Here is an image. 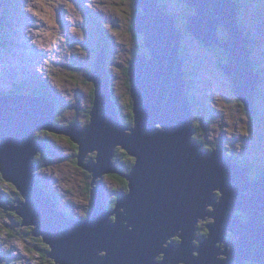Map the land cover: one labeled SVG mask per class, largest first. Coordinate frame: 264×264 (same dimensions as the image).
I'll use <instances>...</instances> for the list:
<instances>
[{"label": "water", "instance_id": "1", "mask_svg": "<svg viewBox=\"0 0 264 264\" xmlns=\"http://www.w3.org/2000/svg\"><path fill=\"white\" fill-rule=\"evenodd\" d=\"M187 1L194 4L198 13L191 16L186 28L195 36L202 34V29H209L215 43L219 20L224 23L227 19V28L231 27L233 37L225 49L232 64L225 68L229 69L227 72L235 83L236 94L254 113L251 107L255 86L251 81L252 67L246 59L250 51L247 44L252 41L245 39L243 31L238 29L235 3L231 0ZM136 4L142 6L145 14L137 13L135 31L145 33L152 57L147 60L135 56L130 62L136 115V125L130 134L110 98L104 47L98 52L97 61L94 60L96 63L89 79L97 88L91 123L82 129L76 122L63 128L54 127L55 101L49 98H33L17 92H5L0 96V170L26 198L25 203L18 201V213L24 218V225H36L33 235L42 236L51 246L48 255L57 264H178L182 258L186 264H231L233 257L240 264L243 259L264 264V213L259 214L264 211V173L258 181H250L243 174L244 183H238L236 171H227V162H221L217 146L210 155L197 153L196 159L202 162L201 172L197 171L198 163L191 156L188 141L191 137L189 126L191 133L196 128L192 125L191 103L182 79L183 61L178 52L181 31L172 26V17L163 13L157 0H136ZM242 79L246 86H243ZM167 81H171V86ZM158 82H164L160 93L155 91ZM42 87L52 93L46 82ZM39 129L70 135L79 144L83 166L80 162L79 165L93 171L91 183L96 184L91 194L94 208L88 212L92 215L90 218H67L63 210L54 208L59 201L51 200L47 192L36 188L38 181L33 180L32 171L37 164L31 162H34L37 150L45 151L46 146L42 141H35V132ZM115 145L127 149L138 159V164L129 176L131 193L113 211L117 220L108 222L113 212L105 211L97 199L99 180L95 181V178L116 171L111 163ZM92 150H98L97 163H83L87 152ZM215 158L217 162H214ZM233 167L240 173L250 171L246 167L237 169L236 164ZM252 187L256 188V191L249 192L252 195L245 193ZM215 189L222 192L221 198L213 193ZM6 201L0 202V206ZM205 203L214 207L215 222L209 225V237L195 248L191 246V240L196 218L211 216V212L204 211ZM120 208L125 211H119ZM238 209L249 215V221L233 215ZM124 221L128 223L124 224ZM129 226H132L131 230ZM180 229L181 244L162 246ZM225 230L234 231V236L241 239L237 243L226 241L223 237ZM219 241H224L225 250L221 251L220 246L216 248L215 243ZM231 243L232 250L228 251L227 246ZM192 251L199 252V255L194 257ZM159 253H164L165 258L155 263L153 259ZM220 254L227 258L216 257Z\"/></svg>", "mask_w": 264, "mask_h": 264}, {"label": "rangeland", "instance_id": "2", "mask_svg": "<svg viewBox=\"0 0 264 264\" xmlns=\"http://www.w3.org/2000/svg\"><path fill=\"white\" fill-rule=\"evenodd\" d=\"M89 1L92 2V4H96L100 9L104 10L106 14L109 15L108 17L111 24L113 25V27H115L114 42L109 38V43L112 53L115 48H117V52L112 56L113 63L110 66L112 67L113 73L116 75L115 84L118 86V93H125L127 89L124 84L125 76H123V73L120 69H124L129 64V61L133 60L131 51L134 49V33L131 32L130 24H132L133 18L135 20V18L137 17V13L140 12L135 13L136 10L133 11V4L132 2H129V0ZM248 1L251 10L255 13H260L259 15H261L264 11V6H261L259 4L260 2L258 3V0ZM22 2L24 3V6L27 10L25 12V19L23 23H15L17 27H21L25 32H36L39 37L38 40L50 45L51 50H55L56 53L64 51V53L69 52L71 54L72 52H74L78 54L81 58L80 63L83 64L85 68L89 66V62L91 63L93 54L89 55L84 45L94 44L95 39L88 33L87 29L81 28V26L83 25L84 16L80 13V9L77 6V0H24ZM164 2H166V0H164ZM15 16L17 17V19H19V14L17 11H15ZM216 17H219V15ZM220 25L223 26L221 20H219L217 27H220ZM104 29L107 31V33L109 32V26H106ZM0 33L1 36H3V32L1 29ZM142 33L145 34L144 32ZM67 36L76 37L77 42L74 44V50L70 49L67 46ZM6 44V41H2V45L4 47H6ZM11 47L15 56H4L2 57L3 60H11L12 58L15 63V57L22 56L25 58V66H21L22 71L29 73L33 69L41 72L45 70V67L41 65V60L37 57H35L34 60H38V64L33 66L32 59L35 54H31V52H27L25 55L21 54L22 51L20 47L17 46L14 41L11 43ZM99 52H101V50ZM62 55L63 54L61 53L58 55L55 53H51V57L56 62H59L60 64H72L70 60L71 56H69V58L66 60L62 58ZM209 62L210 60H205V58L201 55H199L198 57H194L191 62L194 71L197 70L196 81L191 86V90L189 92L190 95L196 98L199 104L198 109L195 111V117L196 115L197 118L200 119L206 117L211 123L206 132L202 131L201 135L206 137V139L211 142V146H214L212 151L216 150V146L217 149L223 147L224 149L234 150L235 154L240 159H244L246 157L252 159V157L258 153L256 142L252 137L253 135L256 136L255 132H259L258 129L255 128V121L251 120L250 116L246 114V112L241 110L239 104L236 101H229L234 96L233 94L231 95L229 93L230 88L228 85V81H226V83L222 78L220 72L214 71V68L217 65L214 62ZM1 63L5 64L4 61H1ZM257 64L264 70V55L260 52L258 53ZM57 69V71L52 69V76H50L49 79L52 81V86L57 88V94L59 98L64 101L62 102V105H66V100H69V103L72 105V107L64 115L63 112H60L59 115L63 116H58V120L53 123L54 127H67L73 122H76V125L77 123H80L81 125L86 126L88 121L85 115V111H92L93 107V100L90 96L92 83L90 81L88 83H83L84 78L86 77L73 67H65V65H63L62 67L59 66ZM58 73H60L59 78H57L55 75ZM42 76L44 75L42 74ZM113 77L115 76L111 74V78ZM231 92H233V90H231ZM78 101L84 109V112L81 111L80 113H77V108H81V106L78 104ZM64 110L66 109H64L63 107L60 108V111ZM256 123L262 126V124H260L259 122ZM129 127L126 131L131 133V128H134V126L130 128ZM43 131V134L42 131H40L41 136H47L45 134L46 131ZM195 134L197 135V131L194 129L192 136L195 139L199 140L197 137H195ZM58 142L59 144L63 145V148L65 149L63 152L66 155H70L72 152L70 143H68V141L66 140H59ZM262 143L264 145L263 137ZM116 146L120 147L121 145H115V147ZM94 152L98 153V150L87 152L83 163L92 161L89 158V155H95ZM62 160L63 159L58 158H48L47 160H44V158H41L38 160V162H36L39 165L38 169L32 171V173H36L37 175H39L43 184L48 189L57 188L61 191L67 201V205L63 204V207L68 212H76L77 214H82L81 211H85V207L90 203V198L87 191L85 190V184L83 182L85 180V173L82 169L85 168L77 164H67V162H69L68 160ZM94 163H97V159H95ZM104 175L107 176L104 179L108 181L109 187L107 198H110L112 197L110 191L118 189L119 186L114 177H108L107 173H104ZM99 179L96 178V181H98ZM234 190H237V188H234ZM215 192L220 191L219 189H215L213 190V193ZM222 195V193L219 195L220 198L222 197ZM17 200L21 201L19 199ZM16 205L18 206V202L16 203ZM204 205H207L204 208L205 213H212L214 211V207L212 205H208V203ZM122 210L124 211V209ZM263 213L264 211H259V214L263 215ZM233 215L236 216L235 213H233ZM214 216L211 215L207 219L198 216L200 218V221L203 223L202 227L199 229V233H204V228L206 230V228L210 224L215 222V220L213 219ZM9 221V219H6L0 214V229L2 230V233H0V237L3 239H5V237L7 236L3 225L4 223H8ZM127 223V221H124V224ZM130 228H132V226H130ZM227 232L231 231L225 230L224 239L226 241L232 240L234 243H237V241L241 239V237L239 236H237L236 238V236H234V233L232 234ZM199 233L198 231H194L193 238L201 239L202 235ZM177 237V234L174 233L173 236H170L168 237V239H166V241L168 242L166 243L165 241L162 246H168V243H173L174 245L181 244L182 239L180 237ZM2 242L5 245V249H9L12 251L13 256H16L19 253L23 254V258L13 260L11 264L42 263V259L40 258V256L31 252L28 253L26 247L20 240L13 242H10V240H2ZM231 244L233 245V243ZM14 245L18 247V250L13 251V247L14 249H17ZM216 246L217 248L220 246L221 251L226 249V247H224V241L216 242ZM194 247L199 248L200 244L197 242ZM229 248L230 247L228 246V250ZM230 250H232V248H230ZM198 255L199 252L196 256ZM216 257L221 259L227 258V256L224 254L217 255ZM164 258L165 254L159 253V255L155 256L153 260L156 263H160L164 260ZM233 259L234 261L237 260L235 257H233ZM242 261V264H249L247 263L249 261L248 259H243ZM255 262L262 264V262ZM233 264H240V262L235 261Z\"/></svg>", "mask_w": 264, "mask_h": 264}, {"label": "trees", "instance_id": "3", "mask_svg": "<svg viewBox=\"0 0 264 264\" xmlns=\"http://www.w3.org/2000/svg\"><path fill=\"white\" fill-rule=\"evenodd\" d=\"M135 1V3H134ZM233 2H242L245 6H250V4L247 1H243V0H232ZM129 2H132V8L133 11L137 10V4H136V0H129ZM4 3L6 4V1L4 0ZM14 6V5H12ZM161 6V4H160ZM178 6L181 10V15L180 16L178 13H174V16H176L182 26H183V31L186 33V36L188 35L190 37V43H191V47L194 51V55L195 57H198L199 55L203 56L205 58V60H210L209 63L214 62L217 66L214 68V71L216 72H220L222 78L224 79V81H228V85H229V93L234 97H232L229 101H236L241 110H243L244 112H246V114H248L250 116V119L255 121V127L258 129L259 132H255L256 136L253 135L252 137L254 138V141L256 142V147L258 150V153L255 154L252 159L249 158H244V159H240L239 157L235 156L234 153H232L229 149H225L226 150V154L228 155L229 158H235V160H238L240 164H242L243 166H251L254 168V172L252 173V180L257 181L259 179V177L261 176V173L264 172V145L262 143V137L264 138V72L262 70V68H260L257 64V56L256 53L259 52V50H261L262 48H264V35H259V34H255L254 31L252 30H247V28L244 26V24H241L242 29L246 30L245 33H243V36L246 37L245 39H250L252 41L251 44H247V48L249 50H252V55L250 57V61H251V67H252V75L253 77H258L260 79H262L259 85H257V88L255 89V95H254V103H253V110H255V114L253 113V111L248 110L247 107V103L243 100H241V98L238 97V95L236 94V86L232 80L231 75L227 72L229 71V69L225 68V66H228L230 64H232L231 59L229 58L228 55V51L225 49V46L227 45V43H229L231 41L228 31L220 25V27H218L217 30H215V40L216 42L214 43L213 41V37L211 36L210 30L208 29V31H206L205 29H202L200 33L202 34H198L197 36L193 35V33L186 31V28L188 26L189 20L191 18V16L193 15V11L195 10L190 3L187 0H179L178 1ZM162 7V6H161ZM2 8V7H1ZM143 11V9H141ZM136 13V11H135ZM256 20L260 21L261 20V15H259V13H257V15L255 16ZM95 28V33H90V35H94L97 41V45L96 46H92L91 48L86 50L88 51V53L93 54L94 59L97 58V54L100 50H102L103 46L108 50V52H111V47H110V43H109V37L107 36V31L104 29V26L101 23H97L94 25ZM130 29L131 32H133V36H134V49L131 51L133 57H139L142 54H145V57L147 59L152 57L151 52L149 51V48L147 46L146 40L144 38V36H142L141 34H137L135 31V22H134V18L132 20V24H130ZM115 29L114 27L112 28L111 32H114ZM205 33H207L205 35ZM209 39V42L208 40ZM77 42V39L75 36L71 37V39L69 40V46L70 49L74 50L75 47V43ZM208 42V44H207ZM248 42V41H247ZM246 43V42H245ZM3 46L0 44V48H2ZM187 54L185 53L184 57V62H186L187 60ZM110 59V56L108 57ZM252 58L254 60V62L252 61ZM97 61V60H96ZM95 61V63H96ZM132 60L129 61V64L123 69L121 68L120 70L123 73V76H125V86L127 87L126 92L125 93H118V86L115 84V80L113 82L110 83V88H111V100L112 103H114L118 116L119 117H123V124L127 125V126H134L136 125V115H135V100L133 98V92H132V82L130 80L131 75H130V71H131V62ZM81 61L78 59V62L74 61L72 62V67L74 69H76L78 72H80L82 75H84L86 78H84L83 83H88L90 80V77L92 76V71L94 69V60L92 61L91 65L87 68H85V66L83 64L80 63ZM256 68H255V65ZM211 69V68H210ZM213 69V68H212ZM100 72V71H99ZM102 73V72H101ZM192 71L188 70L184 75H183V81L186 84L187 81H189L190 78V84L193 83L192 80ZM92 83V88L90 90V96L93 100V107L95 105V100H96V96H97V88L96 85L94 84L93 81H90ZM159 83V86L157 85L155 87V91L156 93H160L161 92V86L164 82ZM167 83L171 86V81H167ZM227 83V82H226ZM178 86L181 87V85L178 83ZM189 87V86H188ZM185 89H187V86H185ZM17 90H19V92L21 94H27L30 95L33 98H40V97H47L55 102L58 101V98L56 95L50 93L47 89H42V88H18ZM231 90H233V92H231ZM45 95V96H44ZM155 97V95L153 96ZM152 97V99H153ZM191 103L194 104L193 107H191V111L195 112L198 107V101L196 100V98L194 96H191ZM151 104L153 106H155L154 102L152 101ZM150 104V105H151ZM180 105V103H179ZM55 106H59L61 108L62 106V102H58ZM156 107V106H155ZM63 108H68L67 105H63ZM184 108L186 109L187 106L184 105ZM84 112V111H83ZM196 114V112H195ZM85 115L87 118L88 123L90 124L91 122V111H85ZM58 119V117H55V121ZM205 122L206 127L208 128L209 125L211 124L208 121V118H204V119H200L194 116V118L192 119V125L193 127L197 128V135L195 134V137H197L204 145V147L206 149L212 150L214 148V146H211L212 144L206 139V137L201 135L202 131L206 132V129L204 127L203 121ZM256 122H259L261 125H258ZM261 132H260V129ZM40 131H38L36 133V137L38 138L40 135ZM254 134V133H253ZM62 137L66 140L69 141L70 145H71V149L72 152L70 154V157L68 158L67 164L70 165H80L81 164V160H80V152H81V148L79 146V144L77 142H75L71 137L66 136L65 134L62 135ZM112 152H113V157H112V162L115 164V172H111L109 174H107L109 177H114L116 182L118 183V190H120L119 193H121L120 195H117L116 193L113 194L112 196V201L111 198H107V194H106V190L104 188L99 189L101 190V192H96V197L97 199L99 198L101 206L104 208L105 211L108 212H113L114 210H116V208L118 207V203L124 199V197L126 195H129L131 193V179L129 178L130 174H133V172L135 171L134 167L138 164V159L135 156L130 155V152L123 148V147H117L116 149L112 148ZM44 158V160L50 158H58V154L55 150H53V148L50 146L49 149L46 152H39L37 151L36 155H35V161L38 162L39 159ZM89 158L92 160L97 159V153H95V155L90 154ZM253 161V162H252ZM256 162V164L254 163ZM83 166V165H82ZM134 169V170H133ZM83 172L85 173V180L83 181L85 184V190L88 193L89 198L91 197V194L93 192V185H92V179L94 178V174L91 173L89 170L82 169ZM90 172V174H89ZM34 180V179H33ZM38 183H36V188L41 189V187L43 188L44 191H48L54 200L58 201V191H54L52 189H48L47 187H45L44 185H42L40 182V179H37ZM35 182V181H34ZM9 187V188H8ZM0 189H2L5 193L8 194V199H10L11 201H14V198H19L22 199V195L20 193L19 190H17L14 186V184H12L11 182H7V180L4 178L3 174L1 173L0 170ZM9 190V192H7V190ZM117 191V189L115 190ZM1 193V190H0ZM222 192L220 191L219 193H217V195L221 194ZM123 194V195H122ZM90 203H91V199ZM126 202V200H125ZM1 207V206H0ZM0 214L2 216H4L6 219L10 220V224L5 227V230L8 232V236H21L18 237L20 239H22L24 241V243L26 245H30L29 251L31 253L37 254L40 257H42V263L40 264H57L54 260H52L53 258H51L48 253L50 252L51 246L47 243H45L44 238L40 237V238H36L33 236V232L35 231L33 227L31 226H27L24 225V218H22L20 216V214L15 211V210H8V211H4L3 209H1ZM237 214L243 216L242 218H244L246 221L249 220V215L245 212V211H237ZM68 216H72L71 214L67 213ZM88 217L90 218L92 215L91 214H87ZM77 215H74L73 218H76ZM78 218V217H77ZM110 220L111 221H116L117 220V215L115 214V212L110 214ZM14 221L19 224L20 226H22L21 228H15L12 227L11 225L14 223ZM203 223L199 222L197 224V228H198V233H199V229L202 227ZM19 231V232H18ZM207 231V234L205 233H199L201 234L203 237L209 236L210 234V229H206L204 228V232ZM13 235H12V234ZM231 233H235L234 231H231ZM231 234V235H232ZM237 238V237H236ZM32 244V246H31ZM37 250V251H36ZM195 254H197V252H195ZM0 255L6 257L3 258L4 261H2V264H11V262L13 260H15L13 258V256L9 253V252H1L0 251ZM2 256V257H3ZM234 262V260H233ZM247 263L249 264H259L255 261H251L249 260ZM179 264H183V263H179ZM185 264V263H184Z\"/></svg>", "mask_w": 264, "mask_h": 264}, {"label": "clouds", "instance_id": "4", "mask_svg": "<svg viewBox=\"0 0 264 264\" xmlns=\"http://www.w3.org/2000/svg\"><path fill=\"white\" fill-rule=\"evenodd\" d=\"M5 1H6V4L4 3V0H0V29L3 32V36H1V33H0V44L2 45V41H6L7 42L6 45H7L8 48L4 47L3 45H2L3 47L0 48V96H2L5 92H10V93H16L17 92L19 95L25 96L27 94H21L19 92V90H17V89L18 88H22V89H24V88H33V89L34 88H42L43 89L42 85H43V83L46 82L47 86L51 89L52 93L57 96V98L60 100V102H64V101L61 100V98H59V96L57 94V88L52 86L53 84H52V81L49 79V77L52 76V69L57 71L58 70L57 68L59 66L62 67L63 65H65V67H72V64H70V65H68V64H60L59 62H56L51 57V54H50L45 60H41V65L43 67H45V70L43 72L37 71L36 69H33L29 73H26V72L22 71V68H21V66H25V63H24L25 58L24 57H20L19 60L16 61V63H14L13 59L6 60V61L2 59V56L4 55L5 52L8 55H10L11 57L15 56L13 54V49L11 47V43L13 41L15 42V44L17 46L20 47L23 55H25L27 52H31V54L32 53L35 54L33 56V59H32L33 66L38 64V60H34L35 57L40 59L39 58V54L40 53L51 51L49 46L46 43H42V42H40L38 40L39 37H38L36 32H32V31L25 32L21 27H17L15 25V23L22 24L24 19H25V12H26L27 9L24 6V3L22 2L24 0H5ZM178 1L179 0H166V2H164V0H157V5H158L159 8L162 9L163 13H165V14H167V15L172 17V19H173L172 26L175 29L181 31V35L179 36V44L180 45L178 47V52L182 56V61H183V63L181 64V69L183 71V75L188 70L192 71V73H193L192 80H193V83H194L196 81L197 70L194 71L192 63H191L192 59L195 57V55H194V51H193V49L191 47L190 37L188 35L186 36V33L183 31V26H182L180 20L176 16H174V13H178L180 16H182L180 14L181 10H180V8L178 6ZM245 1H247L249 3L248 0H245ZM134 3H135V1H134ZM234 3H235V7H236L235 19H236V22L238 23V29L242 30L243 31L242 33H245L246 30L242 29V26H241V24H244V26L247 28V30H252V31H254L255 34H258L259 26H258V23H257V21L255 19V16H256V14H254L255 12L253 13L252 11L248 10L247 8H250V6H245L242 2H234ZM160 4H161L162 7L160 6ZM12 5H14V7ZM77 6L80 9L81 15L84 16L83 25L81 26L82 29H87L88 33L90 34L92 32L95 33L94 25L96 24V22L97 23L98 22L101 23L104 26V28L106 26H109V32L107 33V36L114 42V37H115L114 36V32H111L112 28H113V25L111 24V22L109 20V17H108L109 15H107L104 10L100 9L96 4H92V2H90L89 0H80V1L77 0ZM191 6L195 9L193 11V15L192 16L198 15L197 10L194 7V4H192ZM242 6L246 7V8H243ZM141 9H143L142 6L137 7L136 12H140L141 11V12H143L145 14V11L144 10L142 11ZM15 11L18 12L19 19H17V17L15 16ZM211 11H214V8H211ZM218 15L219 14H216V16H218ZM114 29H115V27H114ZM217 29H218V27H217ZM136 33L140 34L138 32H136ZM141 35L144 36V38H145L144 34H141ZM91 36L94 37L95 43L91 44V45H87V44L84 45L87 49L91 48L92 46H96L97 45V41H96L95 36L94 35H91ZM251 43L252 42H250V44ZM67 46L70 48L68 43H67ZM104 50H105L106 57H107V70H106V73L108 75V82H109V88H110V83L113 82L116 79V75L113 73L112 67L110 65L113 63L112 62V56L116 54L117 48L114 49L113 53H112V51L108 52V50L105 47H104ZM52 53H55L57 55L61 53V54H63L62 58L66 59V60L69 58V56H71V58H70L71 63L74 62V61L78 62V59L81 61L80 56L78 54L74 53V52H72L71 54L69 52L68 53H64V51L56 53L55 50H53ZM185 53L188 55L186 62H184ZM90 54L91 53H89V55ZM100 55H102V53H100ZM251 55H252V50L249 51V54H248V56L246 58L250 62V66H251V61H250ZM109 56H110V59L108 58ZM140 56L141 57H145V54H142ZM150 59L151 58H149L147 60H150ZM93 60H95L94 57H92L91 63H92ZM96 60H97V58H96ZM1 61H4L5 64L1 63ZM252 61L254 62L253 58H252ZM91 63L89 62V66L91 65ZM255 67H256V65H255ZM42 74L44 76H42ZM111 74H113V76H115V77L111 78ZM55 75H56L57 78L60 77V73L55 74ZM183 75H182V77H183ZM193 83L190 84V78H189V81H187V83H186V86H187V89H188V90H186V95H187L190 103H191V96L192 95H190L189 92L191 90V86L193 85ZM110 92H111V88H110ZM44 98H47V97L45 96ZM110 98H111V95H110ZM66 103H67L66 105L68 106V108H64L66 110L60 111V107L59 106H55L57 103L53 102V107L55 108L54 116H53L54 122H55V117L63 116L72 107V105L69 103V100H66ZM78 104H79V101H78ZM193 106H194V104L191 103L190 108L193 107ZM61 107H63V105ZM81 111H84L82 106H81V108L80 107L77 108V113H80ZM60 112H63V115H59ZM191 114H192V117H191V121H192V119L195 116V112L191 111ZM158 115H160V111H158ZM119 119H120L121 123L123 124L122 121L124 119V116L122 118L119 117ZM202 121L204 122V120H202ZM77 125L79 126L80 129L85 127L84 125H81L80 123H77ZM87 125H89V124H87ZM123 125H125V124H123ZM125 126H127V125H125ZM127 127H129V126H127ZM43 130L46 131L45 134L47 136H45V137L41 136V133H40L38 138L35 137V141H42L46 145L45 146V151H42V150H37V151L46 152L49 149V147L51 146L57 152L58 159L68 160L70 155H66L63 152L65 149L63 148V145L59 144V142H58L59 140H66V139H64L62 137V135H64V133H56L54 131H48V129H41V130H37L35 132V134L38 131H42V134H43L44 133ZM128 134H130V133L128 132ZM66 136L70 137V135H66ZM66 141H68V140H66ZM68 143H69V141H68ZM117 147H119V146L114 147V149H116ZM121 147H122V145H121ZM94 153H97V152H94ZM97 155H98V153H97ZM84 160H85V158H84ZM84 160H83V162H84ZM92 161L95 162V160H92ZM31 163L36 164V161L34 160V162H31ZM111 163H113L112 162V158H111ZM114 166H115V164H114ZM91 172H93V171H91ZM32 174H33V176H32L33 179H36V180L40 179L41 180V177L39 175H37L36 173H32ZM105 177H107V176L103 175L101 177H97L98 179L101 178V179H99L100 183H99V185H97V187L99 189H101V190H102V188H104L107 191L106 192V194H107L108 191H109V187H108V181L104 179ZM248 180H249V177H248ZM95 181H96V178H95ZM7 182L8 183L11 182L12 184H14L15 188L17 190H19L17 188L16 184L13 181L7 180ZM36 183H38V182H36ZM40 183L42 185H44L42 180H41ZM93 186H96V184H93ZM41 189L43 190L42 187H41ZM0 190H1L0 202L4 201L5 199L8 200V194L5 193L2 189H0ZM9 190L10 189H8L7 192H9ZM52 190L58 191V201H59V203H56L54 205L55 210L56 211H59V209L63 210L65 212V216L67 218L71 219V218H73L74 215H77L78 218L76 217L75 219L84 220V219L87 218V216H88L87 214L91 210V208H94L93 203L91 202L90 206L87 207V209L85 211H81L82 214H77L76 212H71L70 213L63 207V204L67 205V201H66V198L61 193V191L59 189H57V188H52ZM101 190H99V192H101ZM93 191H94V189H93ZM43 192H47L49 194L51 200L55 201L53 199L52 195L48 191H44L43 190ZM110 192H111L112 196L115 193L117 195L121 194V193H119L120 190H118V189H117V191H115V189H114L113 191H110ZM245 192L248 194L249 192H253V190L251 188H249L248 191H245ZM215 193L217 194L219 192H215ZM249 194L252 195V193H249ZM21 195H22V193H21ZM219 195H218V197H220ZM110 198H111V201H112V197H110ZM90 199H91V197H90ZM20 200H21L20 202H23V203L26 202V198L23 195H22V199H20ZM217 201H219V200H217ZM123 208H125V207H123ZM123 208H120L119 211L122 210ZM237 211H241V210H239V209L236 210L235 211V215L238 218L239 217H243V216L237 214ZM67 213L71 214L72 216L71 217L68 216ZM108 222H111L110 216L108 217ZM199 222H201V221H200V218L197 216V221H196V224H194L193 232L194 231H198L197 224ZM9 224H10V221L8 223H4L3 227L5 228L6 225L8 226ZM263 224H264V222H263ZM11 226L16 228V225L14 223ZM27 226H31L34 229L36 228V225H33V224H28ZM21 227L22 226H19V228H21ZM128 228L130 230L132 229V228H130V226ZM206 229H209V226ZM5 232L7 233V236L5 237V239L0 237V251L1 252H9L12 255V251L11 250L5 249V245L3 244L2 240H4V241L5 240L6 241L10 240V242L20 240L24 244V246L26 247L28 253H30L29 248H28V247H30V245H26L24 243V241L22 239L18 238V237H14V236L10 237V236H8V232L6 230H5ZM0 233H2L1 229H0ZM227 233H231V232H227ZM33 236L36 237V238L42 237V236H36V235H33ZM208 237L209 236H206V237L202 236L201 239L193 238L192 241H191V246L194 247V245H196L197 242L200 244L201 242L205 241V239H207ZM31 246H32V244H31ZM215 246H216V243H215ZM231 246H233V245H231ZM216 248H217V246H216ZM50 251H51V249H50ZM195 252H197V251H192V254H193L194 257L197 255V254H195ZM20 256H22V257H20ZM3 258H6V257L3 256L2 259ZM13 258L14 259L23 258V254L19 253L16 256H13ZM40 258L42 259V257H40ZM168 258H170V257L168 256ZM182 259L185 260V258H182ZM219 259H221V258H219ZM180 260L178 261V264H179ZM3 261H4V259H3ZM233 263H231V264H233ZM0 264H2V261L0 262ZM185 264H186V262H185Z\"/></svg>", "mask_w": 264, "mask_h": 264}, {"label": "flooded vegetation", "instance_id": "5", "mask_svg": "<svg viewBox=\"0 0 264 264\" xmlns=\"http://www.w3.org/2000/svg\"><path fill=\"white\" fill-rule=\"evenodd\" d=\"M4 56H5V57H11V56L8 55L6 52L4 53V55H3L2 57H4ZM11 59H12V58H11ZM242 81H243V86H246V85H245V84H246V81H244L243 79H242ZM251 81L253 82V79H251ZM234 84H235V83H234ZM253 86H255L254 82H253ZM255 89H256V86H255ZM254 95H255V94H254ZM253 107H254V106L252 105L251 109H253ZM254 111H255V110H254ZM254 114H255V112H254ZM204 127H205V129L207 130V128H206L205 125H204ZM188 134L191 136L190 139H188V141H189L190 153H191V156H192L193 160H195V162L198 163L197 171L200 173L201 170H202V162H200L199 160L196 159V155H197V153H200V150H199V148H198V145L201 144V142H200V140H197V139H195V138L192 136V133H191V130H190V126H189V128H188ZM231 159H232V160H231L230 162H227L226 165H225L227 171H233V170H235V168L233 167V164H236L237 167L239 166V167L241 168L240 163L235 162L234 158H231ZM46 160H47V159H46ZM214 162H217V159H216V158H215ZM240 168H237V169H240ZM37 169H38V168H37ZM241 169H242V168H241ZM41 172H43V171H41ZM41 172H40V173H41ZM17 199H19V198H14V201H11L10 199H8V200L6 201V203L0 207V211H1V209H3L4 211H8V210L10 209V210H15V211L18 212V206L16 205V203L18 202ZM19 200H20V199H19ZM89 205H90V203L88 204V206H89ZM88 206H86L85 208L87 209ZM14 224L16 225V228H19L20 225L17 224L15 221H14ZM183 227H184V226H183ZM204 233L207 234V231H205ZM14 246H15L17 249H14V247H13V251L18 250V247H17L16 245H14Z\"/></svg>", "mask_w": 264, "mask_h": 264}, {"label": "bare ground", "instance_id": "6", "mask_svg": "<svg viewBox=\"0 0 264 264\" xmlns=\"http://www.w3.org/2000/svg\"><path fill=\"white\" fill-rule=\"evenodd\" d=\"M80 106H81V105H80ZM131 130H132V128H131ZM36 164H37V163H36ZM38 166H39V165L37 164V168H38ZM37 168H35L33 171L37 170ZM99 183H100V182H99ZM115 214H116V213H115ZM211 215L214 216V213H213V214L211 213ZM209 217H210V216H208V215L203 216V218H205V219H207V218H209ZM181 232H182L181 229L175 231V233L177 234V236L180 235ZM235 236L237 237L238 235H235ZM223 237H224V234H223ZM173 238H174V237H173ZM167 242H168V241H166V243H167ZM168 244H170V243H168ZM231 245H232V244H230V245H228V246L231 247ZM228 246H227V250H228ZM165 247H167V246H165ZM229 250H230V248H229ZM229 250H228V251H229ZM169 257H170V256H169ZM182 261H183V262H182ZM153 262H154V261H153ZM155 263H156V262H155ZM180 263H185V260L181 259V260H180ZM170 264H171V263H170Z\"/></svg>", "mask_w": 264, "mask_h": 264}]
</instances>
